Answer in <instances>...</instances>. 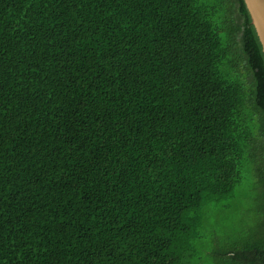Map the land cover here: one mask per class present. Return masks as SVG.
I'll return each instance as SVG.
<instances>
[{"label":"trees","instance_id":"trees-1","mask_svg":"<svg viewBox=\"0 0 264 264\" xmlns=\"http://www.w3.org/2000/svg\"><path fill=\"white\" fill-rule=\"evenodd\" d=\"M0 264H264L244 0H0Z\"/></svg>","mask_w":264,"mask_h":264},{"label":"water","instance_id":"water-1","mask_svg":"<svg viewBox=\"0 0 264 264\" xmlns=\"http://www.w3.org/2000/svg\"><path fill=\"white\" fill-rule=\"evenodd\" d=\"M264 53V0H244Z\"/></svg>","mask_w":264,"mask_h":264},{"label":"rangeland","instance_id":"rangeland-1","mask_svg":"<svg viewBox=\"0 0 264 264\" xmlns=\"http://www.w3.org/2000/svg\"><path fill=\"white\" fill-rule=\"evenodd\" d=\"M245 197H247V198H244V191L240 190V195H239L238 200H237V202L235 204V208L236 207L239 208L240 206H243V208L248 207V201H250V200H248L249 198L247 196V193H246ZM250 203H251V201H250ZM251 205H252V207L254 209L253 204H251ZM251 214L249 215V217L247 219L248 221H251L253 219V218L250 217ZM240 215L243 216L242 214H240ZM212 222H215V224L218 225V226L223 225V228L220 229L219 231H223V232H227V233L231 232L233 229L235 230V228L237 227V224L233 221V219L231 217L226 218V220H223V219H221V220H213ZM233 236L236 237L237 235H233Z\"/></svg>","mask_w":264,"mask_h":264}]
</instances>
